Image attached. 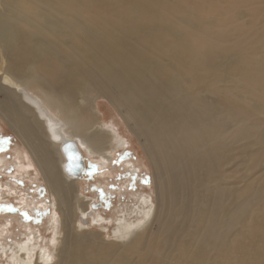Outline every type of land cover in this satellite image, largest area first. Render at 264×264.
I'll return each mask as SVG.
<instances>
[{"label":"bare ground","instance_id":"1","mask_svg":"<svg viewBox=\"0 0 264 264\" xmlns=\"http://www.w3.org/2000/svg\"><path fill=\"white\" fill-rule=\"evenodd\" d=\"M224 9L226 22H208ZM175 11L177 17L168 19ZM0 48L10 67L0 70V119L27 150L60 218V238L57 220L53 225L50 244L58 246L52 255L33 256L28 240L9 247L13 263L131 264L139 252L151 251V239L162 230L164 247L156 259L166 262V243L187 232L183 238L190 233L198 241L190 255L183 243L176 257L216 264L218 253L232 248L231 238L247 232V212L233 216V209L256 191L245 203L250 225L264 227V0H0ZM38 74L49 78L43 81L48 98L32 91ZM17 88L36 98L62 124V137L99 166L128 145L100 129L93 101L105 98L149 160L155 206L141 199L135 218L113 219L108 236L103 224L111 221L90 211L94 205L80 194L79 179L63 178L61 144L51 140ZM240 170L242 188L234 192L232 179ZM238 244L243 251L235 264H255L252 258L264 253L261 238L242 236Z\"/></svg>","mask_w":264,"mask_h":264},{"label":"rangeland","instance_id":"2","mask_svg":"<svg viewBox=\"0 0 264 264\" xmlns=\"http://www.w3.org/2000/svg\"><path fill=\"white\" fill-rule=\"evenodd\" d=\"M192 1L196 3L203 0ZM186 7L189 9L190 6L186 5ZM97 11L98 13L101 12L98 9ZM176 17L177 12L175 11L168 19L173 20ZM188 17L192 18L194 22H202L191 15ZM227 17L228 10L224 9L216 16L211 17L208 22H219L220 20L221 22H226ZM233 22L239 21L235 20ZM215 30L221 31L219 27H216ZM7 58L0 48V70L8 69L9 72L10 67ZM16 61H18V58ZM32 79H34L32 83L36 85L32 88V91L35 93L37 91V94L48 98L46 86H44L43 81L45 82L49 78L38 74L36 78ZM37 81L43 89L38 87L39 83L36 84ZM0 99L4 100L1 92ZM24 105L19 102V107L24 112H27ZM93 114L99 119L100 129L102 131L115 134L120 141L122 139L128 142L125 150L119 153L116 150L114 152L116 153L115 157L110 160V163H106L105 166H99V160L97 158L83 154L84 160L85 156L88 160H91L92 167L78 181L80 194L90 199L91 204L94 205L90 211L100 213L107 222L111 221L109 224H103L107 229V235L111 236L114 227L112 220L117 217L133 220L135 215L132 213L138 208L141 199H145L147 203L150 202L149 205L151 207L155 206V185L151 165L143 148L138 139L130 132L126 123L123 122L124 120L116 111L115 107L103 97L96 98L93 101ZM6 124V122L0 119V264H15L11 261L9 247L15 249L18 245L24 244L28 240L34 243L33 256L36 253L39 254L40 251H43L46 255H52L55 252L58 243L56 242L55 244L54 242V244H50V240L52 238L55 220H57L56 228H58L55 230L57 233L56 238L61 237L59 234L60 218L54 198L49 195L48 189L37 171V167L23 144L13 134L10 126ZM94 127L96 128L97 125ZM253 139L250 138L249 141L252 143ZM14 151L20 153L18 158H15ZM126 152L129 153V156H126ZM20 164H28L30 167L22 169L18 167ZM260 166H264V159L260 163ZM242 172L243 170L237 172L232 179L234 182V192L242 188V185L239 184L240 182L236 181L243 175ZM251 173L254 174L255 172L253 171ZM63 178L67 177L63 176ZM252 181L259 183L257 178H253ZM221 191L225 193L227 189L221 188ZM241 193L243 192L237 194ZM258 193L259 191L251 194L248 193L233 209V216L241 210L247 212L245 218L247 232L242 235V232L239 231L237 235L231 238L230 244L232 248L228 252H219L216 264H235L240 259L238 252L243 251V248L239 246L238 242L242 236L247 240H256L258 238L264 240V227H261L259 224L250 225L253 215L245 203L248 198H252ZM224 199L221 200L223 201ZM178 210V208L173 209L172 216ZM261 211H264V197ZM91 214L87 216L88 219ZM192 214L193 212L191 210L189 213L190 216L186 220L188 223L192 219ZM174 224L179 226L181 222ZM82 225H88L91 231H95V227L90 226L88 222H84ZM155 230L154 226L149 235H153L156 232ZM162 233V230H158L151 239V251L147 253L139 252L133 257L131 264H179L183 261V264H208L206 261L194 260L187 255L193 252L194 245L198 241V236L190 233L189 238H183L187 232L180 234L177 238H173L166 243L169 245L167 248L170 251V258L166 262L156 259L155 255L164 247ZM185 242L188 244V253L185 259L181 261L176 255L182 251V244ZM2 249H6V251L2 252ZM18 262L20 263V260ZM33 262H35V258ZM53 262L54 260L50 263L52 264ZM252 262L255 264L262 262L264 264V253L252 258Z\"/></svg>","mask_w":264,"mask_h":264},{"label":"water","instance_id":"3","mask_svg":"<svg viewBox=\"0 0 264 264\" xmlns=\"http://www.w3.org/2000/svg\"><path fill=\"white\" fill-rule=\"evenodd\" d=\"M9 86L13 85L9 83ZM16 90L21 94L23 102L34 108L38 118L45 122L51 140L61 144L60 150L65 159L62 165L64 175L72 179H81L85 174L86 163L76 142L62 137L60 132L62 124L53 120L36 98L22 88Z\"/></svg>","mask_w":264,"mask_h":264},{"label":"flooded vegetation","instance_id":"4","mask_svg":"<svg viewBox=\"0 0 264 264\" xmlns=\"http://www.w3.org/2000/svg\"><path fill=\"white\" fill-rule=\"evenodd\" d=\"M126 156H129V153L126 152ZM85 163H86V168H85V173H86L87 170L92 167V162L91 160H88L87 157L85 156Z\"/></svg>","mask_w":264,"mask_h":264}]
</instances>
